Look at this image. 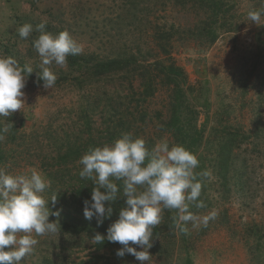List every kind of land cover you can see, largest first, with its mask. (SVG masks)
Listing matches in <instances>:
<instances>
[{"label":"rangeland","instance_id":"1","mask_svg":"<svg viewBox=\"0 0 264 264\" xmlns=\"http://www.w3.org/2000/svg\"><path fill=\"white\" fill-rule=\"evenodd\" d=\"M188 1L176 7L172 0H0V56L34 69L23 108L0 117L3 126L13 125L0 140V168L39 171L50 182L45 198L57 195L49 207L59 216L49 220L61 225L53 235L33 233L38 243L21 264H140L131 254L118 257L119 243L101 249L93 243L98 230H89L102 225L85 219L79 190L95 185L80 177L78 161L90 147L124 134L142 137L149 149L162 139L187 148L195 131V172L208 170L211 178L198 177L206 207L190 210L217 215L207 227L189 223L184 232L174 220L177 210L165 209V235L153 236L150 264H184L188 257L193 264H264V26L248 19L250 10H264V0H236L228 17L237 28L211 45L188 31L205 18ZM42 21L54 35L68 31L83 46L76 56H87L82 66L71 65V55L65 67L50 65L57 80L47 90L38 81L41 58L33 47ZM25 23L34 31L21 38L17 29ZM168 37L172 46L164 52L160 40ZM90 57L127 65L94 76ZM175 111L189 137L169 125ZM227 140H234L230 155L222 148Z\"/></svg>","mask_w":264,"mask_h":264},{"label":"clouds","instance_id":"2","mask_svg":"<svg viewBox=\"0 0 264 264\" xmlns=\"http://www.w3.org/2000/svg\"><path fill=\"white\" fill-rule=\"evenodd\" d=\"M248 19L264 26V10H250ZM46 21L35 26L40 34L33 47L41 58L38 81L44 89H52L57 75L50 65L65 67L67 58L83 52L68 31L54 35L45 31ZM34 31L25 23L18 27L21 38ZM34 69L21 66L12 56H0V117H8L23 108V89ZM12 123L0 128V140L8 133ZM82 165L79 175L90 180L95 187L91 200L84 201V217L95 218L98 224L113 214V205L125 197V205L119 210V218L107 229V235L97 233L92 241L102 244L105 240L122 245L116 255H133L140 264H150L153 246V230L161 223L165 209L177 210L176 226L187 232V224L207 227L217 215L215 211L199 216L190 210L205 208L202 193L203 180L211 178V172H195L198 157L181 144L170 146L167 139L158 141L151 149L142 137L124 134L110 143L90 147L78 161ZM116 181H121L118 185ZM50 182L37 170L30 174H10L0 168V264H21L34 251L38 240L33 237L53 235L60 223L50 221L49 202L55 205L57 195L50 200L44 196ZM107 202V203H106ZM6 246H13L6 250ZM142 250H138V247Z\"/></svg>","mask_w":264,"mask_h":264},{"label":"trees","instance_id":"3","mask_svg":"<svg viewBox=\"0 0 264 264\" xmlns=\"http://www.w3.org/2000/svg\"><path fill=\"white\" fill-rule=\"evenodd\" d=\"M174 1V6L176 7H180L182 4H178L179 0H172ZM185 4L188 6L190 5V9H192L191 11L195 10V11H200L198 13H203L205 15V18L202 20H198L196 22V24H191L190 28H189V32L195 37H200L201 41L203 44L205 45H211L213 44L219 37L220 33L226 32V31H234L237 27V21H233L234 19H231V17H228V12L232 9L235 8L237 5V1L236 0H189L188 2H185ZM197 9V10H196ZM172 28H174V26H172ZM168 36V35H167ZM169 38V40H168ZM165 38L164 42H162V40H160V49L163 50L164 52L169 50L170 47L172 46L171 43V38L168 37ZM91 60L88 61V67L89 69L94 71V76L96 75H103L105 73H112L114 70L117 69H122L127 65V61H119L116 58L113 59H108V60H96L93 57H90ZM87 60V56L83 57H79L76 56L71 60V65H77V66H82L83 65V61ZM172 67V66H171ZM174 68V67H172ZM175 69V68H174ZM152 86L154 88V81H152ZM150 87V85H149ZM150 89V88H147ZM181 116L178 114V112L175 111V116L171 119V124H169L172 128L177 129V132H181L184 131V129L181 126ZM3 125L0 123V128H2ZM181 134L183 136H187L189 137L190 133H182ZM114 136H111V140L113 139ZM234 142V140H227L226 142L223 143L222 148L224 151H227L229 153V155L232 153V143ZM199 143V138L197 136V132L195 131L190 137H189V145L187 147L188 150L190 151H194L195 146H197ZM94 188V186H93ZM93 188H87V191H83L82 189L79 190L80 196L82 199L84 200H91L89 198V194L92 195V190ZM123 197H120L119 199L121 200V202L123 203ZM118 199V200H119ZM107 203V202H106ZM120 203L115 202L113 205V214L111 217L104 219L102 224V226L96 227L94 230H89L90 232L98 230L97 233H101L104 234L105 236L107 235V229L109 228V226L111 225L110 222L116 221L115 216L119 217V212H118V205ZM169 216L170 213L168 212ZM167 214V215H168ZM71 217V216H69ZM172 218V217H171ZM76 222H82L79 218H71ZM95 219V218H93ZM96 220V219H95ZM80 224H74L73 227L75 228L76 226H78ZM76 229V228H75ZM91 229V228H90ZM83 230V228H82ZM84 231V230H83ZM165 235V230L164 228L159 224L158 226H156V228L153 230V236H155L156 238H163ZM103 243H105V245H103ZM102 244H98V247L101 248H105L109 245H111V242H108L107 240H105ZM108 243V244H107ZM9 246H6V250H8ZM184 264H193L192 259L190 257H188L185 261Z\"/></svg>","mask_w":264,"mask_h":264}]
</instances>
